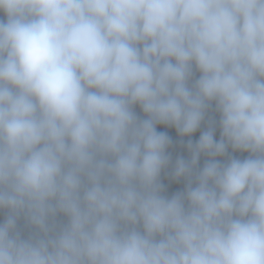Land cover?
Listing matches in <instances>:
<instances>
[{"label": "clouds", "instance_id": "clouds-1", "mask_svg": "<svg viewBox=\"0 0 264 264\" xmlns=\"http://www.w3.org/2000/svg\"><path fill=\"white\" fill-rule=\"evenodd\" d=\"M0 264H264V0H0Z\"/></svg>", "mask_w": 264, "mask_h": 264}]
</instances>
